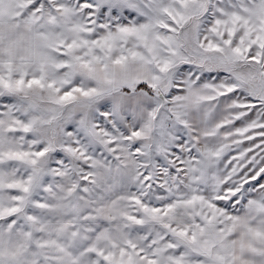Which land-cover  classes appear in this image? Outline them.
Here are the masks:
<instances>
[{"label":"snow or ice","instance_id":"obj_1","mask_svg":"<svg viewBox=\"0 0 264 264\" xmlns=\"http://www.w3.org/2000/svg\"><path fill=\"white\" fill-rule=\"evenodd\" d=\"M0 264H264V0H0Z\"/></svg>","mask_w":264,"mask_h":264}]
</instances>
